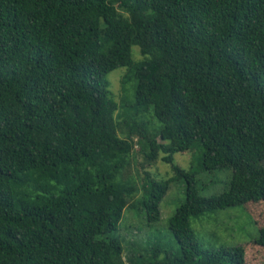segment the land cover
I'll return each instance as SVG.
<instances>
[{"label": "trees", "instance_id": "trees-1", "mask_svg": "<svg viewBox=\"0 0 264 264\" xmlns=\"http://www.w3.org/2000/svg\"><path fill=\"white\" fill-rule=\"evenodd\" d=\"M120 66L132 93L119 102L107 76ZM136 145L173 175L124 177ZM189 151L233 169L229 187L202 195L174 163ZM181 179L180 249L126 253L124 210L158 221ZM260 203L264 0H0V264H246L242 244L203 248L191 219L244 205L260 221Z\"/></svg>", "mask_w": 264, "mask_h": 264}, {"label": "rangeland", "instance_id": "rangeland-1", "mask_svg": "<svg viewBox=\"0 0 264 264\" xmlns=\"http://www.w3.org/2000/svg\"><path fill=\"white\" fill-rule=\"evenodd\" d=\"M134 49L136 50L135 54L138 55L139 46H134ZM125 73L126 67L120 66L109 72L107 76L111 89L119 102L123 98L130 97L132 93V84L123 82ZM123 111L125 113L132 112V108L125 107ZM147 118L150 120H148V124L151 128L158 125V120L152 118L151 114H148ZM138 147L136 145L132 162L125 170L124 177L133 176L140 184L144 169L152 171L158 179L173 175L171 163L158 160L148 164L143 155L137 151ZM174 163L195 175L199 191L204 196L222 192L233 181V169H207L201 164V154L198 151L175 153ZM142 165L145 167L144 169ZM185 187V179L172 183L160 202L161 217L156 222L148 220L146 211L142 207L124 210L116 234L124 238L126 253L130 251L132 242L142 243L145 246L160 243L173 251L180 249V244L170 229L169 219L185 201ZM255 207L256 214L261 219L264 216V204L260 203ZM191 221L203 248L242 244L246 250V264H264V248L254 242L260 235V228L264 226V220L257 221L247 206L237 205L205 212L192 217Z\"/></svg>", "mask_w": 264, "mask_h": 264}]
</instances>
